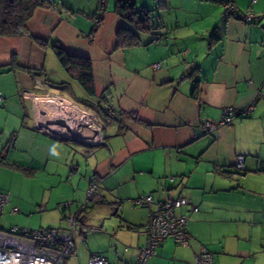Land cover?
<instances>
[{
    "label": "crops",
    "instance_id": "crops-1",
    "mask_svg": "<svg viewBox=\"0 0 264 264\" xmlns=\"http://www.w3.org/2000/svg\"><path fill=\"white\" fill-rule=\"evenodd\" d=\"M53 1L35 10L29 33L91 59L97 96H106L113 115L101 117L106 144L39 130L43 106L33 97L49 91L75 100L82 89L50 47L28 33L0 36V175L20 173L49 189L38 196L0 178V192L8 194L0 228L60 227L64 203L77 208L96 175L103 201L90 203L81 220L97 229L83 240L76 235L77 253L64 264H89L93 252L111 264H132L148 208L130 200L141 194L185 196L198 207L178 209L188 215L189 244L166 238L146 264H193L201 245L216 264H264V0H231L240 11L252 7L253 22L222 17L210 0H166L160 9L150 0L162 27L125 48L116 46L123 24L116 0L102 12L99 0ZM251 101L250 115L204 132L224 108Z\"/></svg>",
    "mask_w": 264,
    "mask_h": 264
},
{
    "label": "built area",
    "instance_id": "built-area-1",
    "mask_svg": "<svg viewBox=\"0 0 264 264\" xmlns=\"http://www.w3.org/2000/svg\"><path fill=\"white\" fill-rule=\"evenodd\" d=\"M221 7V16L224 18L239 19L243 22H253L257 13L249 7L240 11L231 0H210ZM256 0H252L255 2ZM153 67H159L154 63ZM257 93H261L258 90ZM43 104L39 108L41 118L36 127L48 132L55 138L77 141L88 145L106 144L103 135V124L90 110L84 108L72 99L59 93L47 92L44 95L33 97ZM3 95L0 93V102ZM254 111L253 102H249L241 109L232 106L223 109L218 122L206 121L204 132H211L222 125H229L240 114L248 115ZM107 115L111 117L112 111ZM85 116V120H83ZM70 121V123H69ZM234 167L237 171L244 169V156L235 157ZM100 178L92 175L86 190L84 201L75 208L72 202L64 203L62 225L60 227H41L29 229L12 226L5 230L0 228V264H64V261L77 253L76 235L79 240L84 234L94 231L96 226H85L81 220V212L87 209L90 203L103 201L99 192ZM135 206L147 207V220L141 228L144 243L138 248L136 259L132 264H146L147 260L157 254V248L163 240L171 237L179 245H188L191 235L187 229L188 215L179 213L178 209L190 206L197 211L198 207L192 204L185 196L155 199L152 194H141L132 198ZM8 202V194L0 192V212ZM16 211V209H13ZM89 264H111L102 254L93 252L89 257ZM193 264H216L213 254L201 245L195 255Z\"/></svg>",
    "mask_w": 264,
    "mask_h": 264
},
{
    "label": "trees",
    "instance_id": "trees-1",
    "mask_svg": "<svg viewBox=\"0 0 264 264\" xmlns=\"http://www.w3.org/2000/svg\"><path fill=\"white\" fill-rule=\"evenodd\" d=\"M107 2L108 0H99L98 10L104 11ZM54 5L55 1L53 0H0V36H18L28 33L39 46L50 47L61 67L82 89V96L73 100L94 114H96L94 111H97L101 117H109L107 115L109 106L106 103V96H97L95 90L91 59L67 53L57 40L50 42L49 39L29 33L28 21L35 10L37 8H50ZM165 6H167L166 0H158L155 8L160 9ZM114 11L123 20V24L117 31V47L125 48L139 45L141 43L140 34L152 33L157 28L162 27L160 21L154 20L156 14H153L152 8L146 5H138L137 0H116ZM96 20L92 31L95 30L100 18ZM57 85L62 86L64 83H57ZM243 116L247 115L240 114L237 117Z\"/></svg>",
    "mask_w": 264,
    "mask_h": 264
},
{
    "label": "rangeland",
    "instance_id": "rangeland-1",
    "mask_svg": "<svg viewBox=\"0 0 264 264\" xmlns=\"http://www.w3.org/2000/svg\"><path fill=\"white\" fill-rule=\"evenodd\" d=\"M145 4L148 7L151 8V1L150 0H137V4L141 5V4ZM55 58V55H53ZM96 114V116L100 119V121L102 120L104 122V120L101 118L100 115L97 114V111H94ZM81 163V162H80ZM84 168V167H83ZM0 178H2L5 183H15L16 186H21L20 190L24 191V192H29V190L34 191L36 194H38V196H41L42 193H44L45 191L48 192L49 189L47 188V190H45L43 188V186L45 185H40L39 179H31V178H25L22 177V175H20V173H12V172H7V171H3V173H1ZM85 196H86V192H85ZM84 196V198H85ZM39 215H35L33 218L38 220ZM62 225V222H61ZM39 227H32V229H38Z\"/></svg>",
    "mask_w": 264,
    "mask_h": 264
},
{
    "label": "bare ground",
    "instance_id": "bare-ground-1",
    "mask_svg": "<svg viewBox=\"0 0 264 264\" xmlns=\"http://www.w3.org/2000/svg\"><path fill=\"white\" fill-rule=\"evenodd\" d=\"M40 103H41V101H40ZM42 106H43V104H42ZM86 118H85V116H83V120H85ZM69 123H70V121H69Z\"/></svg>",
    "mask_w": 264,
    "mask_h": 264
}]
</instances>
